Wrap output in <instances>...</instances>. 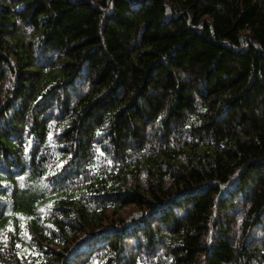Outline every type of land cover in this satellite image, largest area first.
Here are the masks:
<instances>
[{"label":"trees","instance_id":"16d2710c","mask_svg":"<svg viewBox=\"0 0 264 264\" xmlns=\"http://www.w3.org/2000/svg\"><path fill=\"white\" fill-rule=\"evenodd\" d=\"M0 264H264V0H0Z\"/></svg>","mask_w":264,"mask_h":264},{"label":"rangeland","instance_id":"374dc122","mask_svg":"<svg viewBox=\"0 0 264 264\" xmlns=\"http://www.w3.org/2000/svg\"><path fill=\"white\" fill-rule=\"evenodd\" d=\"M263 236V226L258 224L252 229L250 236L247 240V244L253 246Z\"/></svg>","mask_w":264,"mask_h":264},{"label":"snow or ice","instance_id":"6c2138e0","mask_svg":"<svg viewBox=\"0 0 264 264\" xmlns=\"http://www.w3.org/2000/svg\"><path fill=\"white\" fill-rule=\"evenodd\" d=\"M49 207H50V205H49ZM41 211H43V209Z\"/></svg>","mask_w":264,"mask_h":264}]
</instances>
